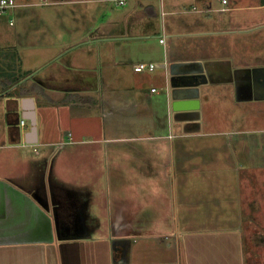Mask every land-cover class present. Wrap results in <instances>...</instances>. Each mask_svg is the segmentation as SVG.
Listing matches in <instances>:
<instances>
[{
	"label": "crops",
	"instance_id": "crops-1",
	"mask_svg": "<svg viewBox=\"0 0 264 264\" xmlns=\"http://www.w3.org/2000/svg\"><path fill=\"white\" fill-rule=\"evenodd\" d=\"M130 1L97 0L83 43L58 23L34 76L19 33L0 44V264H264V0ZM50 108L68 140L46 134ZM206 186V208L179 211L180 189Z\"/></svg>",
	"mask_w": 264,
	"mask_h": 264
},
{
	"label": "rangeland",
	"instance_id": "rangeland-1",
	"mask_svg": "<svg viewBox=\"0 0 264 264\" xmlns=\"http://www.w3.org/2000/svg\"><path fill=\"white\" fill-rule=\"evenodd\" d=\"M18 6L11 10L9 14V18L14 19V27L10 26L7 22V19L0 20V35H5V41H0V44L5 43V45L10 44L12 45L13 40H16L17 35L19 33L18 41L21 43L22 47H19L20 50L23 51L24 55L27 56L28 61H30V72L29 76H34L39 72L35 71V69H32L33 66H37L36 58L37 56H40L42 53V50L39 48L40 44L46 43H55L58 41L59 38L65 39L67 36L60 31L59 24L58 23H65L67 25H72L76 29V38L75 41L79 40V43H83L81 41L88 39V37L85 36L84 39H80L82 33L85 31V28L87 26V17H92V23L93 27H96L94 31V36L90 37V39H95L97 33H99L100 29V23L96 20V18L99 17L100 12L99 7L100 3H95L97 0H86L81 4L80 9L71 8L74 5L71 4H65L68 9H65L63 11H57L55 8L61 7L56 4L57 0H15ZM142 5H145V1L147 3L151 2L156 7L160 6V0H145ZM212 3H220L221 0H210ZM80 2L78 3V5ZM136 2L126 0L125 2L123 0H109L108 5L110 9L115 10H122L125 8L130 7L131 5H135ZM164 9L170 10L172 9L173 12L175 11H183L189 7L196 6L197 1L196 0H163ZM147 5V4H146ZM145 5V6H146ZM179 15V14H178ZM177 15V16H178ZM167 19V16L165 17ZM165 21V20H164ZM161 24V22L159 23ZM165 24V23H164ZM146 33V32H144ZM55 35L57 38L55 39ZM146 38H150L148 34H143ZM151 41V40H147ZM9 46V45H8ZM14 51V49H12ZM53 108L48 109L46 113V118L44 119V123L47 126V135L48 136H60L61 141L68 140V134L70 132V128L68 124H65V122L62 123V120H60L58 117H60L59 112H56L57 109L51 110ZM83 109V108H79ZM41 113V111H40ZM48 116V117H47ZM224 144L228 145L229 142H226L224 139ZM64 143H59L53 146V149H61L64 145ZM31 148V147H30ZM29 151L33 152V148ZM40 150H44V147H40ZM28 150V149H27ZM228 150V149H227ZM225 151V150H222ZM61 152V151H60ZM57 154V153H56ZM59 154H57L56 159L59 158ZM55 159V160H56ZM209 159V158H208ZM243 161V158H241ZM196 162L199 160L195 159ZM31 163H38L36 161H30ZM228 163V162H227ZM226 163V164H227ZM244 164V163H243ZM225 165V164H224ZM208 167H206L207 169ZM215 171V170H214ZM195 174V173H193ZM199 174H202L200 171ZM212 172L210 170H206L203 172V178L200 181H204L205 183L209 184L211 183L210 177L212 176ZM191 177H195L194 175H190ZM227 174L221 173V177H225ZM199 177V176H198ZM192 183L196 181L195 178H190ZM229 180H223L221 181V185L228 184ZM215 183H217V180H215ZM191 190V191H190ZM215 190H210L205 187L204 190L200 189L199 191H195L192 189H189V191H185L180 189V192L178 193L179 197V211L184 209V201L189 202L186 208H192L191 203H201L204 204L205 208L208 206L209 202L208 197L214 195ZM204 196V200H200ZM196 197L198 199H196ZM188 201H187V199ZM183 200V201H180ZM264 226V222L262 223ZM198 229V227H197Z\"/></svg>",
	"mask_w": 264,
	"mask_h": 264
},
{
	"label": "built area",
	"instance_id": "built-area-1",
	"mask_svg": "<svg viewBox=\"0 0 264 264\" xmlns=\"http://www.w3.org/2000/svg\"><path fill=\"white\" fill-rule=\"evenodd\" d=\"M224 3H227V1L224 0ZM17 6H18V4L16 3L15 0H0V20L5 18V19H7V22L9 23V25L13 26L15 24L14 19L9 18L8 16L12 12L11 10L16 8ZM161 41L163 42V40H161ZM156 67H157V65L154 63H140V64L136 65L134 69L136 72H143V71L152 72L156 69ZM155 90L156 89L154 88L153 91H155ZM21 123H22V126H24L25 120L21 121ZM24 145L28 146L29 144L25 143ZM30 146H31V144H30ZM34 150L37 151L36 148H34Z\"/></svg>",
	"mask_w": 264,
	"mask_h": 264
},
{
	"label": "water",
	"instance_id": "water-1",
	"mask_svg": "<svg viewBox=\"0 0 264 264\" xmlns=\"http://www.w3.org/2000/svg\"><path fill=\"white\" fill-rule=\"evenodd\" d=\"M185 78H187V77H185ZM24 104L28 110L27 115H26V119L31 122V130H30L29 135H28L29 143H35L37 141V118H36L34 99L33 98H26L24 100Z\"/></svg>",
	"mask_w": 264,
	"mask_h": 264
},
{
	"label": "trees",
	"instance_id": "trees-1",
	"mask_svg": "<svg viewBox=\"0 0 264 264\" xmlns=\"http://www.w3.org/2000/svg\"><path fill=\"white\" fill-rule=\"evenodd\" d=\"M16 55H17V53H16L15 51H12V56H13L14 58H16ZM13 62L16 63L15 61H13ZM15 67H16V66H15ZM21 80H22V79L19 78V79L13 81V84H11V82H10L9 84H11V85L7 87V90L10 89L11 87H13V85L17 84V83L20 82ZM26 94H28V92H27Z\"/></svg>",
	"mask_w": 264,
	"mask_h": 264
}]
</instances>
